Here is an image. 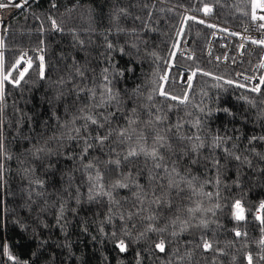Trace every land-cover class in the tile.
I'll use <instances>...</instances> for the list:
<instances>
[{
	"label": "trees",
	"instance_id": "trees-1",
	"mask_svg": "<svg viewBox=\"0 0 264 264\" xmlns=\"http://www.w3.org/2000/svg\"><path fill=\"white\" fill-rule=\"evenodd\" d=\"M54 2L55 8L52 7L53 0L31 2L14 14L3 27L5 69L7 70L22 52H27L33 59V68L25 76L26 82L22 81L18 88L7 83L5 85V148L12 159L4 161V178L0 181V264H12L3 254L5 244L21 264L24 261H28V264H137L138 253L140 264H169V261L171 264H247L245 256L249 252L253 255V264H264V260L259 258L264 255V251L258 245V241L264 237V232L261 231L264 226L255 219L256 209L260 201L264 200V172L259 171L264 168V161L252 151L254 148L255 152L264 154V142L249 144L251 136L264 135V84L257 93L234 83H227L226 81L238 80V69L229 61H221L224 54L221 42H215L209 53L206 52L210 29L193 20L187 21L183 29V38L191 41L187 47L190 55L185 56L178 51L174 56L177 64L197 72L192 78L191 88L178 83L179 74L173 69L170 70L165 83L160 80V76L166 73L177 31L183 26L182 10L202 16V11L207 5L212 9L206 16L208 21L239 27L250 18L251 0ZM120 9H125L127 15L120 14ZM53 19L60 30L53 29ZM117 29L125 31L118 32ZM131 29H136L134 35L130 33ZM105 36L114 45L112 49H108ZM133 44L136 45L135 48L132 47ZM41 48L42 52L39 51ZM120 48L124 49L123 53ZM41 53L45 63L44 80L38 78V57ZM74 66H79L85 71L83 78L75 74ZM105 68L109 69L113 90L120 93L123 113H128L129 108L135 106L141 119H147L144 106L152 107L153 112L159 109V115L168 117L166 125L174 124L177 120L185 122L182 135L195 132L196 129L191 128V122L199 118L205 125L202 136L232 137L227 146L235 144L236 148L233 150L236 154L247 156L252 161L250 168L246 164L240 165L237 161L229 160L228 171H222L220 176L219 188L214 183L215 171L210 166L206 168L205 161L201 160L195 165L191 164L188 158L178 161L181 175L196 176V183L204 184L205 192L219 191V199L214 197L211 201L203 196L194 197L202 200L205 207H214V203L221 206L214 209L215 215L207 213L204 216L209 221L207 228L194 227L177 237H172L173 230L179 231L178 227L174 229L170 223L177 213L166 208L157 209L155 205L149 207L147 201L148 210L140 216L121 220V213L127 217L129 212L139 208V205L133 207L134 198L129 189L118 190L115 195L121 200V205L115 207L111 213L108 211L106 198L89 202L87 184H81L83 173L76 171L81 164L76 157L80 154L83 141L64 140L63 146L49 141L48 146L53 151L59 150L61 153L72 155V160L61 155L37 161L26 152L32 144L25 137L33 142L39 140L43 143L54 133L59 135L62 131L57 127L56 116L64 123L73 115L81 114L79 109L84 107L83 101L88 93L82 92L81 100L75 101L76 88H94L99 99V85L102 83ZM116 71H122L123 76H116ZM205 72L210 75H203ZM217 77L220 79H216ZM61 79L65 81L64 84L58 83ZM161 84L164 85L165 91L174 96L183 97L187 92L188 103L179 104L158 95L153 90L158 89ZM134 89H139L140 95L133 101L129 97ZM61 92L63 97L59 101L55 100L54 97ZM149 95L153 97L151 101L147 99ZM50 99L54 107L47 103ZM248 101H253L255 106ZM61 105L67 106V113ZM201 107L205 112L199 111ZM222 108H228L232 115L220 111ZM112 111H116L115 105L94 109L92 114H107ZM21 113L24 114L23 119ZM82 123L83 121H77V125ZM123 124V120L114 118L111 124H106L104 128L97 129L96 126L89 125L88 131L95 137ZM87 134L82 132V135ZM129 145L138 146L135 141L120 144L118 137L113 135L105 142L103 148L96 146L90 149L84 162L95 158L94 162L100 170L107 172V169L115 166L109 164L106 167L105 162L116 159L117 153L121 154L122 159ZM179 146V142H174V147ZM111 149H115V152ZM215 154L223 163L221 149H216ZM208 155V149L202 150V156ZM167 159L171 167V161L176 157ZM50 161H58L54 170H46ZM151 167V161L140 157L134 163L122 160L119 171H132L134 175L139 171L141 175L136 178L148 188L147 175ZM25 168H32L34 171L25 172ZM237 169L242 174L239 187L234 183ZM69 174L75 178L69 188L73 195L75 186H80L79 205L64 192V189L69 187ZM116 178V174L106 176L110 182ZM37 180L44 181L43 189L34 183ZM206 180L213 183H204ZM37 192L44 194L37 195ZM124 197H127V201ZM148 199H151V189ZM236 199H240L245 208L246 219L239 222L232 218L231 205ZM62 203L63 218L57 224ZM175 203L179 204L180 201L176 200ZM152 213L158 214L157 220L146 219ZM109 216L111 222L108 221ZM198 222L199 216L193 223ZM150 224L156 228L167 226L168 231L148 232ZM233 229L246 232L247 236L236 237ZM125 230L130 235H124ZM113 232L116 233L115 236L112 235ZM141 233L144 235L141 236ZM202 236L212 242V250L204 251L196 246L202 243ZM161 238L166 242L165 253L155 249V243ZM120 239L127 244V251L124 253L116 247ZM176 249H179V253L173 255ZM187 252L192 253L190 259H177V256Z\"/></svg>",
	"mask_w": 264,
	"mask_h": 264
},
{
	"label": "snow or ice",
	"instance_id": "snow-or-ice-1",
	"mask_svg": "<svg viewBox=\"0 0 264 264\" xmlns=\"http://www.w3.org/2000/svg\"><path fill=\"white\" fill-rule=\"evenodd\" d=\"M26 4H28V0H21V2L16 3L14 0H0V8H6L9 6L22 8ZM252 6V20H260L264 21V15H257V9L264 11V0H251ZM52 7L55 8L56 4L53 0ZM203 11L205 14H208L212 11V9L205 5ZM120 14L127 15L125 9L119 10ZM247 15V13H245ZM51 19V18H50ZM136 19H140L136 17ZM187 19L195 20V17H186ZM53 29L60 30L59 25H57L56 21L51 20ZM199 23H204L203 20L199 21ZM210 27H214L210 25ZM260 28H264V23L259 25ZM111 31V30H109ZM118 32L125 31L124 29H117ZM182 31V29H181ZM131 34L136 33V29L130 30ZM180 35V32L177 33ZM236 35V33H233ZM105 41L107 43L108 49H112L114 45L107 40V36H105ZM253 44L264 46V39L251 41ZM82 43V42H81ZM4 47L3 38H0V48ZM133 48L136 47L135 44L132 45ZM175 47V45L173 46ZM39 51H43V49H39ZM121 53L124 52L123 48H120ZM153 55H155L153 53ZM173 55H175L173 53ZM27 52H22L21 55L14 60V62L10 65V67L6 70L4 65V54L0 52V181H3L4 178V170L5 160H11L12 156L7 152L5 148V134H4V100H5V85L11 84L13 87H19L21 82L25 81V76L29 73L30 69L33 68V59L31 57H27ZM191 59V57H189ZM38 78L40 80L46 79L45 75V63L44 56L40 55L38 57ZM24 65L23 67L21 65ZM75 64V62H74ZM259 67L264 68V61L261 62ZM74 72L79 77L85 76V71L82 70L79 66H74ZM132 69H128L131 71ZM199 71V70H197ZM16 73L14 76L13 73ZM197 72H192L190 76L185 79V83L188 88H191L192 78L195 77ZM116 76H123L122 71H116ZM203 75H210V73H203ZM71 79V77L69 78ZM216 79H220L217 77ZM161 81L166 82L167 76H161ZM231 84L232 81H226ZM58 83L64 84L65 81L61 79ZM113 80L109 75V69L105 68L103 70L102 75V83L99 85L101 91L99 93V99H97V93L94 88H76L75 89V101L81 100V93L87 92V97L84 98V107L79 109L80 115H73L69 121L64 123L60 122L59 116H56L57 127L61 129L59 135L53 134L48 140L43 141L41 143L39 140L33 142L30 138L25 137V139L29 140V143L32 144V147L27 148L26 152L30 154L34 160L42 161L43 159L50 158L52 156H61L65 159L72 160L73 156L67 153H61L59 150L53 151L51 147L48 146L49 141H55L57 144L63 146L64 140L67 141H83V147L81 148L80 154L76 159H78L81 164L80 167L76 169L83 173V179L81 180V184H87V200L89 202L97 201L100 198H106L107 203L109 205L108 211L111 213L113 209L117 206L121 205V200L116 198V193L121 189H129L132 192V197L134 198L133 207L139 205L134 212H129L127 217H125L124 213L120 214V219H131L133 216H140L141 213L148 210L146 208L147 205L150 207L155 205L157 209H167L170 212L177 213L173 219H171L170 223L175 229L179 228V231L173 230L171 232L172 237H177L181 233L187 232L189 229L194 227L199 228H207L209 221L204 218L207 213H211L215 215L214 209H219L221 206L219 203H214V207H205L204 203L200 199H194V197H206L208 200H213L215 197L219 199V191L216 193L205 192L203 190L204 184L196 183V176H184L181 175L178 170V161L182 158H188L190 163L195 165L199 164L201 160L205 161V167H209L215 171V186L219 188L221 184L220 176L223 172L228 171L227 163L229 160H234L239 162L240 165H247L248 167H252V161L248 159L247 156H241L236 154L233 150L236 148V145L233 144L230 147L227 146L228 142L232 139V137H223L220 135H215L211 137H204L201 133L204 132L205 125L203 121L197 118L195 121L191 122V128L196 129L195 132H191L190 134H181L184 128V121L177 120L176 123L171 125H166L167 115L161 116L159 115V109H156L153 112L152 107L144 106L145 114L147 119H141L140 113L138 112L137 107L132 106L129 108L128 113L122 112V100L120 97V93L118 91H114L112 87ZM260 83L264 84V77L260 78ZM239 87H244V85H238ZM158 95L164 97L165 99H170L173 101H177L179 104L188 103V95L185 92L183 97L174 96L164 90V85L161 84L158 89H154ZM253 92L259 93L261 91L260 87H254L251 89ZM63 92L59 93L55 100L59 101L63 97ZM139 89H134L132 92V96L129 97L130 100L134 101V98L139 96ZM149 101L153 99L152 95L147 97ZM247 99V98H245ZM89 101H92L90 104ZM47 103L50 106L52 104V100H48ZM249 104L255 106L253 101H248ZM116 106V111L108 112L104 114L103 112L93 113L94 109L107 108L110 106ZM61 107L65 108V112L67 113L68 108L66 105H61ZM154 107V106H153ZM171 111V107L169 109ZM19 111V110H18ZM200 112H205L203 107L199 108ZM220 111L227 113L228 115H232L228 108H222ZM117 113H121V115H117ZM55 116V113H53ZM190 115V113H189ZM24 114L21 113V119H23ZM121 119L124 121L123 126L110 129L106 134L101 135L97 134L95 137H92L91 133H89V125L96 126L97 129L104 128L106 124H111L113 119ZM31 119V117H29ZM83 121L82 124L77 125V121ZM19 125V121L17 122ZM45 126H47V121L44 122ZM83 133H88L87 135H82ZM115 135L118 137L120 144H125L129 141L137 142L136 147L129 145L127 151L123 154L121 159V154L117 153L116 159H109L105 162V166L114 165V168L107 169V172H102L98 167V164L94 162V159H89L86 163L85 158L88 157V153L90 149H93L96 146L103 148L106 141H109L110 137ZM264 142V135L256 136L253 135L249 138V144H253L254 142ZM174 142H179V147H174ZM208 149L209 155L202 156V150ZM216 149H221L223 152V163L221 158L216 156ZM111 151L115 152V149H111ZM253 153L261 160L264 161V154L259 152H255V149H252ZM175 156L176 159L171 161V167H169L168 157ZM140 157H144L146 161H151L152 167L148 170L147 182L148 188L145 187L144 184L140 183V181L136 178L141 175L139 171L134 175L132 171L123 172L119 171L121 167L122 160L127 163H134L135 160ZM23 163V161H21ZM58 161H50L47 165V169H55ZM25 172L34 171L32 168H25ZM259 171L264 172V168L259 169ZM116 174L117 178L113 181H109L106 179V176H111ZM241 173L239 169H237L236 179L234 183L237 187L240 186V177ZM69 187L64 189V192L67 193L70 199H73L77 205L81 204V193L80 186H75V195L73 192L69 190L72 187L74 177L69 174L68 177ZM36 183L39 188H44V181L37 180ZM204 183H213L211 180H206ZM149 189H151V199L149 197ZM159 192V194H157ZM37 195H43V192H37ZM31 198V194H29ZM124 200L127 201V197H124ZM179 200L180 203L176 204L175 201ZM232 218L237 222L243 221L246 219L245 217V208L240 199H236L232 205ZM75 211V209H73ZM257 215L255 219L259 221V223L264 226V200L260 201L259 206L256 209ZM64 213V204L60 205V215L57 217V224H59L60 220L63 218ZM199 216V222L193 223L194 220ZM183 217V218H182ZM149 221H155L158 219L157 213H152L146 217ZM108 221L111 222V216L108 217ZM87 229H85L86 231ZM148 232H158L164 233L168 231L167 226L163 228H156L153 225H149L147 228ZM235 236H247V233H242L239 230L233 229ZM261 231L264 232V227L261 228ZM113 236L116 235L115 232L112 233ZM124 235H130V233L125 230ZM144 233H141L143 236ZM201 244H197L198 248H202L204 251H210L213 249V244L209 240L205 239L203 236L201 237ZM258 245L261 246V250L264 251V238L258 241ZM116 247L121 253L127 251V244L123 239H120ZM155 249L160 253H165L166 251V242L163 238L159 240V242L155 243ZM220 251V250H217ZM179 253V249H176V252L173 255ZM3 254L7 257L12 264H21L18 257L14 256L10 248L7 244L3 246ZM35 256V253L32 254ZM137 264H140L139 253L137 254ZM192 256L191 252H187L184 255L177 256L178 260L190 259ZM261 260H264V255L259 257ZM247 264H253V255L251 252L247 253L245 256ZM23 264H28V261H24ZM171 264V261H169Z\"/></svg>",
	"mask_w": 264,
	"mask_h": 264
},
{
	"label": "built area",
	"instance_id": "built-area-1",
	"mask_svg": "<svg viewBox=\"0 0 264 264\" xmlns=\"http://www.w3.org/2000/svg\"><path fill=\"white\" fill-rule=\"evenodd\" d=\"M34 1L36 0H28V4ZM4 2H7V0H4ZM14 2L19 3L21 0H14ZM28 4L22 8H16L12 6L0 8V38H3L4 25L10 21L14 14L26 8ZM181 12L183 14V26L179 27L177 31V33L180 32V35H177L176 37L174 44L175 47H173V50L171 51L166 73L161 76L166 75L168 77L170 70L173 69L179 74L178 83L185 85L186 88H188L184 81L188 76L191 75L192 72H194V70H190L182 65L177 64L174 61L175 55H173V53L176 54L179 51L185 56L190 55V50H188L187 47L190 45L191 41L188 38H183V29L185 23L189 20H192H186L185 18L195 17V20L193 21L199 23V21L203 20L204 23L200 24L210 29L206 52L209 53L215 42H221L223 47L222 49H224V54L222 55L221 61H229L236 69H238V72L236 73L238 80L233 81V83L236 85H244L242 88L248 90H251L257 86L261 87L262 84L260 83V78L264 77V68L259 67V65L262 61H264V46L253 44L251 41L253 39H264V28L259 27V25L264 23V21L252 20V6L249 20L239 27L219 25L214 22H210L207 20V14H205L204 11H202V16L192 15L187 10H182ZM257 15H264V11L257 9ZM210 25L214 27H210ZM233 33H236V35H233ZM0 52H3V48H0ZM40 55H42V53ZM28 57L29 56L25 57V59ZM21 66L23 67L24 65L22 64ZM162 82L165 83L164 81Z\"/></svg>",
	"mask_w": 264,
	"mask_h": 264
},
{
	"label": "rangeland",
	"instance_id": "rangeland-1",
	"mask_svg": "<svg viewBox=\"0 0 264 264\" xmlns=\"http://www.w3.org/2000/svg\"><path fill=\"white\" fill-rule=\"evenodd\" d=\"M195 71V70H194Z\"/></svg>",
	"mask_w": 264,
	"mask_h": 264
}]
</instances>
